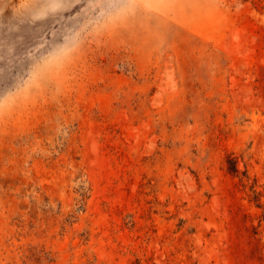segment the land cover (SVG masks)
<instances>
[{
  "label": "rangeland",
  "instance_id": "374dc122",
  "mask_svg": "<svg viewBox=\"0 0 264 264\" xmlns=\"http://www.w3.org/2000/svg\"><path fill=\"white\" fill-rule=\"evenodd\" d=\"M0 264H264V0H0Z\"/></svg>",
  "mask_w": 264,
  "mask_h": 264
}]
</instances>
